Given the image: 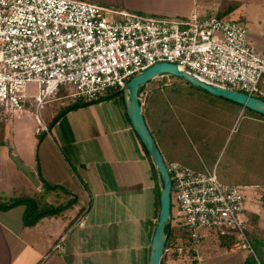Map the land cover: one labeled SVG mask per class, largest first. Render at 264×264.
I'll use <instances>...</instances> for the list:
<instances>
[{
	"label": "crops",
	"instance_id": "obj_1",
	"mask_svg": "<svg viewBox=\"0 0 264 264\" xmlns=\"http://www.w3.org/2000/svg\"><path fill=\"white\" fill-rule=\"evenodd\" d=\"M111 3L115 4L108 7L145 15L234 20L245 26L253 48L264 49V0ZM176 84L157 79L141 91L146 126L167 163L201 173L214 170L219 182L238 188L258 263L232 244L224 245L221 238L208 236L194 252L176 260L164 253L161 264H264V118L231 103L233 124L222 133L204 134L195 121L196 111L176 102L171 105V94L187 92V86ZM109 95L94 103L77 102L58 118L73 105L59 101L55 111L46 105L36 112L50 124L40 140L41 135L19 123L30 120L23 117L31 114L36 124L37 118L41 121L33 111L11 119L18 123L16 128L0 123V203L27 198L40 209L62 208L31 226L26 223L33 212L26 217V204L0 209V264H148L159 211L154 172L121 95ZM174 107L185 110L177 114ZM238 119H246L249 128L222 153ZM43 181L57 188L48 190ZM80 219L84 226L69 231ZM63 235L62 250H53Z\"/></svg>",
	"mask_w": 264,
	"mask_h": 264
},
{
	"label": "built area",
	"instance_id": "obj_2",
	"mask_svg": "<svg viewBox=\"0 0 264 264\" xmlns=\"http://www.w3.org/2000/svg\"><path fill=\"white\" fill-rule=\"evenodd\" d=\"M159 63L264 100V49L249 44L239 22L145 15L84 0H0V122L54 101L97 102ZM36 121L37 135H47ZM165 169L174 223L189 241L172 252L183 256L208 236H227L258 263L238 188L219 182L214 170L201 173L177 163H165ZM84 224L80 219L69 231ZM64 240L53 250H62Z\"/></svg>",
	"mask_w": 264,
	"mask_h": 264
},
{
	"label": "water",
	"instance_id": "obj_3",
	"mask_svg": "<svg viewBox=\"0 0 264 264\" xmlns=\"http://www.w3.org/2000/svg\"><path fill=\"white\" fill-rule=\"evenodd\" d=\"M169 76L181 80L192 87L201 89L211 96L224 99L242 107L252 113L264 117V100L250 97L244 93L237 92L226 87L207 83L196 76L183 71L174 64L159 63L132 77L119 91L121 95L125 114L130 122L131 128L144 148L152 165L155 184L158 190V220L152 236L148 264H161L164 254L166 240L170 231L171 184L165 169L164 160L157 145L146 126L140 104L141 91L148 83Z\"/></svg>",
	"mask_w": 264,
	"mask_h": 264
},
{
	"label": "rangeland",
	"instance_id": "obj_4",
	"mask_svg": "<svg viewBox=\"0 0 264 264\" xmlns=\"http://www.w3.org/2000/svg\"><path fill=\"white\" fill-rule=\"evenodd\" d=\"M84 1H90V2H94V3L98 2L97 4H101V5H105V6H109V5H107L109 3L115 4V3H111L114 0H84ZM230 21H234V20H230ZM249 41H250L249 44L253 47L254 43L250 40V38H249ZM256 50L260 51L258 49H256ZM164 79L169 80L171 83H175V85H178L176 83H178V81H181V80H176L175 78H172L169 76L167 78H164ZM183 85H184V87L187 86V88L184 89V90H187V92L184 94H181V95L177 94V96H172V94H171L168 97L169 101L171 102V105L174 104V102H176V104L179 103L180 105L188 107L190 111H196L198 114V116H197L198 119L195 121L198 122L197 124L199 125V130L201 132H203L204 134L205 133H211V132L222 133L226 128H228V126L230 125V122H232V124H233V119H231L232 114H231L230 108H229L233 105V104H231V102L226 101V100L221 99V98L211 96L208 93H206L205 91H203L201 89H197L195 87H192L191 85H189V86L185 85V84H183ZM181 87H183V86H181ZM33 88H34V85L28 86L29 93L33 90ZM170 90H174V86L172 88H170ZM70 102H72V100H70ZM65 103L69 104L68 102H65ZM75 103L76 102L73 101L72 105H74ZM166 103H167V101H166ZM59 104H60V102L57 101L56 103L48 104L47 107L50 109L55 108L54 109V111H55L58 109V107H60ZM230 104H231V106H230ZM171 105H169V106H171ZM175 107H174V111H176L177 114H179L180 112L183 113V111L185 110L183 108V109H180V111H179ZM232 107H235V106H232ZM33 113H35V112H33ZM35 114H39V117L42 121V124L45 125L47 128H49L50 124L48 122L44 121L42 114H40V113H35ZM26 115H29V114H26ZM32 115L33 114H31V116H28V117H23L24 119L29 118L30 120H26V121L22 120L19 123H23V125L21 127L29 128V129L34 130L36 132L37 128H39L40 126H38V124H36ZM0 123L2 126L6 127V129H10L12 127L16 128V126L18 124V123H15V120L1 121ZM246 128H249L248 122L246 121V119H238L236 121L235 131L230 135L228 140L224 143L222 153L227 149L228 145L230 147L232 144H235L237 142V140L243 135ZM40 135L41 136H37L39 140L42 139L43 133ZM231 137H232V139H231ZM230 139H231V141H230ZM229 147H228V149H229ZM164 161L166 163L168 162L167 159H165ZM171 205H172V208H171L172 223L171 224L173 227L172 230L174 231V233L176 235L181 236L184 232L180 228H177L175 223H174V218L176 217L177 212H176V208H175L174 204L172 203ZM29 210L31 211L32 209L30 208ZM211 237L214 239L217 238V236H215V235H213Z\"/></svg>",
	"mask_w": 264,
	"mask_h": 264
},
{
	"label": "trees",
	"instance_id": "obj_5",
	"mask_svg": "<svg viewBox=\"0 0 264 264\" xmlns=\"http://www.w3.org/2000/svg\"><path fill=\"white\" fill-rule=\"evenodd\" d=\"M179 84H185V85H188L187 83L183 82V81H178ZM117 94H119V92H115ZM64 93L63 91L61 90V92L59 93V96H62ZM113 95V94H112ZM112 95H109L108 97L106 98H110ZM79 106V105H78ZM77 105H73V106H70V107H67L66 109H64L63 111L59 112L57 114V118L60 117L61 115H63L65 112H67L68 110H71V109H74L76 108ZM245 111L249 112V113H252L246 109H244ZM255 114V113H254ZM258 115V114H256ZM260 116V115H259ZM262 117V116H261ZM264 118V117H263ZM44 182V181H43ZM46 188H48V190L52 189V190H55L57 187L54 186V187H49L46 185V183L44 182L43 183ZM17 204H26L29 209L31 208L32 210L28 212V214L26 215V217H28L29 214H32L31 218H29V220H27V225L31 226L33 224H35V222H37L41 217L43 216H49V215H56V214H59V212L62 210V208H57V209H54V208H51V207H44L42 209H40L39 205L32 199H27V198H21V199H17L15 200L14 203H10V204H6V203H0V209H8L12 206H15ZM172 225H170V231H169V234H168V237H167V240H166V244H165V249H168L169 253H165V256L166 254L168 256H171L172 259H177V255L175 253L172 252V250L175 248V247H183V248H187L189 247V241H188V238L186 236V233L184 232L181 236H178L174 233V231L172 230ZM222 243L224 245H230L232 244V239L230 237H222ZM252 244V242H250ZM252 247L254 249V246L252 244ZM255 250V249H254ZM256 252V250H255ZM258 252V251H257ZM163 259L161 260V263H162Z\"/></svg>",
	"mask_w": 264,
	"mask_h": 264
}]
</instances>
